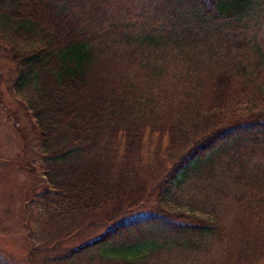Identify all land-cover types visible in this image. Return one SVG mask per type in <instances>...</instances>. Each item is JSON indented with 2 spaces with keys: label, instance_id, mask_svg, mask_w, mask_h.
Wrapping results in <instances>:
<instances>
[{
  "label": "trees",
  "instance_id": "trees-1",
  "mask_svg": "<svg viewBox=\"0 0 264 264\" xmlns=\"http://www.w3.org/2000/svg\"><path fill=\"white\" fill-rule=\"evenodd\" d=\"M138 1L137 18L128 3L112 20L140 49L115 57L89 0H0L40 150L24 260L264 264V52L251 37L264 0ZM224 172L211 208L176 207L186 184ZM32 218L54 232L46 250Z\"/></svg>",
  "mask_w": 264,
  "mask_h": 264
},
{
  "label": "rangeland",
  "instance_id": "rangeland-1",
  "mask_svg": "<svg viewBox=\"0 0 264 264\" xmlns=\"http://www.w3.org/2000/svg\"><path fill=\"white\" fill-rule=\"evenodd\" d=\"M99 1L101 0H89L88 6H90V14L100 20L104 26L101 34L103 42L109 45L107 52L115 56V52H124L131 47H137L139 50L141 44L136 40L125 42L120 32L121 27L116 25L117 29L112 20L114 17H119V6L125 8L128 3H134V11L129 13L127 10L125 14L134 19L137 18L136 14L142 11L139 1L106 0L104 4L98 3ZM96 7L103 11L108 9V12L103 13L104 17L99 13L94 14ZM261 17L263 18L259 19L256 16L254 21L256 25L252 27L251 37L257 39L261 51L264 52V16ZM135 25L137 29H142V24ZM9 54V49L0 42V264H27L24 260V253L29 245L28 235L31 227L28 225L27 215L22 214V211L29 208L30 212L38 214L36 206L26 203L25 200L30 188L39 181L37 173L41 171L38 154L40 150L33 125L34 119L24 106L23 97L18 96L13 87L17 75ZM122 63L132 73H136V69L138 71L136 63L129 61ZM144 64H147V59H144ZM156 65L151 66L146 72L140 71L138 77H144L148 71H161V62ZM139 83L142 84L143 81ZM192 182L186 184L177 196V208L189 209V205L211 208L217 189L227 182V173H220L215 178L210 177L209 179L195 178ZM39 188L41 187L35 186L36 191ZM33 218L31 219L32 224L37 223V226L33 224L34 228L39 229L41 226L37 219ZM40 229L44 231L39 241L42 247L45 241H48L47 237L54 236V232L45 227ZM100 233L101 230L94 234ZM89 237L92 236L89 235ZM67 244L80 245L81 241L71 240Z\"/></svg>",
  "mask_w": 264,
  "mask_h": 264
}]
</instances>
